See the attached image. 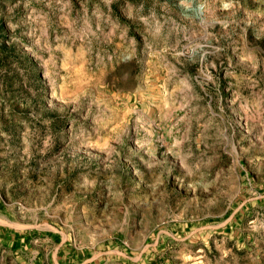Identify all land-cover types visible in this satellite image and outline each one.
Masks as SVG:
<instances>
[{
  "label": "rangeland",
  "instance_id": "obj_1",
  "mask_svg": "<svg viewBox=\"0 0 264 264\" xmlns=\"http://www.w3.org/2000/svg\"><path fill=\"white\" fill-rule=\"evenodd\" d=\"M0 264H264V0H0Z\"/></svg>",
  "mask_w": 264,
  "mask_h": 264
}]
</instances>
